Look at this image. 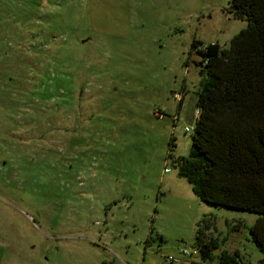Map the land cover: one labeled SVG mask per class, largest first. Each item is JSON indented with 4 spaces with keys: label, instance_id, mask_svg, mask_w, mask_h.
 Here are the masks:
<instances>
[{
    "label": "rangeland",
    "instance_id": "rangeland-1",
    "mask_svg": "<svg viewBox=\"0 0 264 264\" xmlns=\"http://www.w3.org/2000/svg\"><path fill=\"white\" fill-rule=\"evenodd\" d=\"M229 2L0 0V264H189L205 215L207 263L264 264L258 214L201 201L176 163L201 48L247 26Z\"/></svg>",
    "mask_w": 264,
    "mask_h": 264
},
{
    "label": "trees",
    "instance_id": "trees-1",
    "mask_svg": "<svg viewBox=\"0 0 264 264\" xmlns=\"http://www.w3.org/2000/svg\"><path fill=\"white\" fill-rule=\"evenodd\" d=\"M229 11L247 26L227 48L217 42L201 48L200 115L188 157L176 163L201 201L258 214L249 231L264 251V0H230ZM213 229L212 217L197 222L200 259L189 264H209L215 257ZM237 257L238 251L225 250L218 262L237 264Z\"/></svg>",
    "mask_w": 264,
    "mask_h": 264
},
{
    "label": "built area",
    "instance_id": "built-area-1",
    "mask_svg": "<svg viewBox=\"0 0 264 264\" xmlns=\"http://www.w3.org/2000/svg\"><path fill=\"white\" fill-rule=\"evenodd\" d=\"M200 115V110L197 108L196 110V113H195V116H194V122L192 123V125L190 126H185V131L187 132V134L189 135H193V133L196 132V120L198 118V116ZM168 169L165 168V171H167ZM181 253L183 254V256H191V252L187 251V250H181ZM170 263H173V262H179L181 260V258H168L167 259Z\"/></svg>",
    "mask_w": 264,
    "mask_h": 264
}]
</instances>
